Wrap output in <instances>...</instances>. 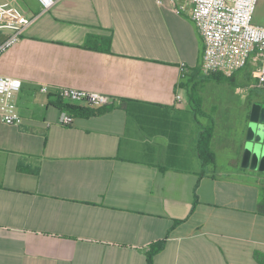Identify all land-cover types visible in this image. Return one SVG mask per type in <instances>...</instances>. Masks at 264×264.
<instances>
[{"label": "crops", "instance_id": "1", "mask_svg": "<svg viewBox=\"0 0 264 264\" xmlns=\"http://www.w3.org/2000/svg\"><path fill=\"white\" fill-rule=\"evenodd\" d=\"M193 10L0 0V45L2 26L34 19L0 59V76L23 82L24 119L0 120V264H264V172L242 165L261 102L241 90L261 67L251 57L232 77L204 75ZM63 88L115 102L63 126ZM204 128L213 162L200 157Z\"/></svg>", "mask_w": 264, "mask_h": 264}, {"label": "built area", "instance_id": "2", "mask_svg": "<svg viewBox=\"0 0 264 264\" xmlns=\"http://www.w3.org/2000/svg\"><path fill=\"white\" fill-rule=\"evenodd\" d=\"M48 11L62 0H36ZM161 4L162 0H156ZM194 6L192 18L205 43L202 71L204 75L222 74L234 76L248 64L257 52L261 53V68L257 75L258 84L264 90V26L254 23L259 0H189ZM34 22L33 18L19 17L15 22L2 26L12 31L0 45V59L20 41L23 32ZM183 76L187 74L182 65ZM20 79L0 76V120L2 123L20 128L24 119L19 113L15 97L21 92ZM43 93L48 89L43 87ZM60 99L86 107L100 109L109 107L115 101L104 94L74 88L59 91ZM178 101H182L180 95ZM59 123L71 126L74 118L62 112Z\"/></svg>", "mask_w": 264, "mask_h": 264}, {"label": "water", "instance_id": "3", "mask_svg": "<svg viewBox=\"0 0 264 264\" xmlns=\"http://www.w3.org/2000/svg\"><path fill=\"white\" fill-rule=\"evenodd\" d=\"M244 168L264 172V103H254L244 144Z\"/></svg>", "mask_w": 264, "mask_h": 264}, {"label": "trees", "instance_id": "4", "mask_svg": "<svg viewBox=\"0 0 264 264\" xmlns=\"http://www.w3.org/2000/svg\"><path fill=\"white\" fill-rule=\"evenodd\" d=\"M256 54H258L261 57L260 52H257ZM260 67H261V63H260ZM196 104L198 103L196 102ZM54 106L58 108L61 112H66L70 114L71 116H90L94 114L93 108L86 107L83 104L69 103L60 98L54 104ZM211 134H212L211 130H207V132L202 133L201 139H200V145H199L200 146L199 153H200V157L202 160H205V161L209 160L213 162L214 160L213 154L210 149V142L212 139ZM160 248L161 246L152 247V249L150 250V253H151L150 257H152L155 253H157L160 250ZM150 263H151V260H150Z\"/></svg>", "mask_w": 264, "mask_h": 264}, {"label": "rangeland", "instance_id": "5", "mask_svg": "<svg viewBox=\"0 0 264 264\" xmlns=\"http://www.w3.org/2000/svg\"><path fill=\"white\" fill-rule=\"evenodd\" d=\"M254 23L256 25L264 26V0H259L258 2L257 10L254 16ZM251 62L254 64V66L256 65V67H258V65L261 63V57L258 54L253 55ZM241 96L247 97L249 104L253 103V101L257 98H259V102L264 103V90L255 80H251V82L248 84L247 91L246 89L241 90ZM207 130L210 129H201L202 132H207Z\"/></svg>", "mask_w": 264, "mask_h": 264}]
</instances>
